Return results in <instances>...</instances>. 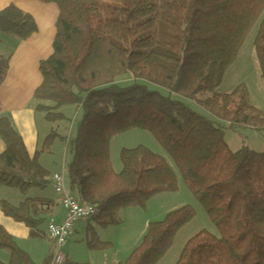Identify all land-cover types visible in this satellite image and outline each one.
Wrapping results in <instances>:
<instances>
[{"label": "trees", "instance_id": "16d2710c", "mask_svg": "<svg viewBox=\"0 0 264 264\" xmlns=\"http://www.w3.org/2000/svg\"><path fill=\"white\" fill-rule=\"evenodd\" d=\"M32 1L59 11L53 55L40 63L42 82L33 98L40 103L36 112L51 124L66 120L60 113L65 107L82 111L65 180L69 194L78 193L81 204L96 210L85 221L104 229L116 227L120 212L146 209L154 198L177 193L181 179L217 236L200 232L187 242L176 264H264V153L246 148L232 152L221 125L264 132V110L252 105L245 85L231 94L219 93L257 24L254 47L264 80V0ZM37 31L34 18L21 10L0 12L1 34L25 41ZM9 69L10 59L0 58V89ZM149 85L197 104L214 121L151 91ZM133 131L151 134L176 171L166 158L138 147L121 152L122 171L115 173L113 141ZM57 139L62 138L49 136L44 151ZM0 140L5 146L0 188L25 196L50 186L55 175L51 178L43 166L41 153H28L7 117H0ZM52 207L53 201L44 198L18 206L2 203L4 215L33 237L46 226L47 232ZM196 218L188 206L149 224L124 264H159ZM91 233V250L110 248ZM0 251L9 252L8 264H34L2 227ZM53 256L45 264H51Z\"/></svg>", "mask_w": 264, "mask_h": 264}, {"label": "rangeland", "instance_id": "374dc122", "mask_svg": "<svg viewBox=\"0 0 264 264\" xmlns=\"http://www.w3.org/2000/svg\"><path fill=\"white\" fill-rule=\"evenodd\" d=\"M29 1H31L30 3H33L35 7L32 8L30 6L31 4H26L28 7H25V11L30 12L35 17L38 24L37 33L25 41L15 36L0 33V55L11 58L12 67H14L13 75L16 76L19 74L20 69L21 71L28 70L29 76L26 83H30V81L34 79L32 82H37L36 84H39V87L42 82V76L39 70L40 63L48 60L53 55V44L56 33L55 26L59 11L54 5H46L39 1ZM262 17L264 18V13ZM258 29L259 24L249 33L236 63L228 70L219 93L231 94L240 85H245L250 93L252 105L259 110H264V80L261 76V70L254 47ZM27 50L31 52L29 57H27ZM35 59L38 61H35ZM27 85L28 84H26V86ZM127 85L129 84L124 83L123 86ZM149 88L151 91L159 92L165 97L170 96L166 91L156 86L149 85ZM18 94L17 96H21L22 100L15 102L13 99L12 102H7L6 110L8 112L17 105L35 108L40 105V103L30 95L31 93L22 92V88ZM170 97L174 101L184 103L193 112L214 121V118L206 111L202 110L197 104L174 95ZM4 98L6 99V97ZM44 105L48 107L54 106L52 103H46ZM60 113L66 117V120L53 124L46 122L45 115L39 113L35 120L37 134L33 133L35 129L32 128V133L25 135V139L31 156L41 153L40 158L43 166L47 168L48 165L54 163L52 167L47 169L51 173H53V169L57 170V172L60 175H64L66 179L67 170L73 157L71 142L76 136L77 127L83 115L82 111L76 107H65L60 110ZM221 125L225 127V141L232 152L237 153L246 148L257 153H264V132H255L248 129L231 130L225 123L222 122ZM53 134L60 136L62 139H57L50 150L44 151V141ZM38 135L40 136V141H37ZM138 147H145L154 154L166 158L171 167L176 171L177 168L174 166L169 156L151 134L142 131H133L121 135L113 141L111 162L115 173L119 174L122 171V164L120 161L121 152L123 150H134ZM63 166L65 167L64 169ZM11 191L20 199V202L18 201L19 203L17 204L23 203L27 199H36L40 197L52 199L55 196L52 188V180H50V186L47 189H32L25 196L17 190ZM73 197L79 201L78 193H74ZM188 206L196 211L197 218L179 233L174 247L159 263L176 264L187 242L200 232L207 231L217 236V231L211 224L205 211L195 197L189 193L181 179L180 189L177 193L165 194L154 198L147 204L146 209L135 208L120 212L117 215L119 224L116 227L104 229L88 221L79 222L74 236L72 234L73 239L71 241L73 249L82 250V252H74V256L78 260L76 264H80V262L84 261H94L96 258L100 264H113L118 260H121L122 264H124L128 260L127 258H129L127 254L130 251L127 252V248L130 247L135 249L141 244V240H143L140 239L141 235L143 236L142 238H144L149 224L161 222L168 214ZM88 225L94 228L99 242L110 244V248L102 251L90 249L88 241L93 239V233L88 234L86 232ZM37 236H39V234H37ZM21 246L24 250H28L29 248L26 243H21ZM86 254H88V256L82 259V256Z\"/></svg>", "mask_w": 264, "mask_h": 264}, {"label": "crops", "instance_id": "0c3cea01", "mask_svg": "<svg viewBox=\"0 0 264 264\" xmlns=\"http://www.w3.org/2000/svg\"><path fill=\"white\" fill-rule=\"evenodd\" d=\"M26 2H28V3H26ZM30 2L31 1H29V0H0V12H2L3 10H5L9 7H15V8L21 10L22 12L32 16L35 20V17L30 12L25 11V7H28L26 4H28V5L31 4L30 6L32 8L35 7V5L33 3H30ZM30 55H31V52L29 50H27V57H29ZM0 58L10 59V69H9V72L7 73L6 79H5L3 85L0 89V117H7L11 120L15 130L23 138V140L26 144L27 151L30 154L29 147H28L27 141L25 139V135H29V133H32L31 132L32 128L35 129V130H33V133L37 134L36 133L35 120H36V117L39 113L36 112L35 107H31V106L24 107L21 105H17V106H15V108H11L9 112L6 110V108H7V102L8 103L12 102L13 99L15 102H17L18 100H20V101L22 100L21 96H17V95H19L18 92L20 91L21 88H22V92L31 93L30 95L33 97L34 91L36 90V88L38 87L39 84H36L37 82L33 83L32 81L34 79L31 80L30 83H26V80L28 79V76H29L28 70L27 71H21V69H20L19 74H17L16 76L13 75L14 67H12L11 58H6V57L1 56V55H0ZM35 61H38V60L35 59ZM26 84H28V85L26 86ZM23 88H24V90H23ZM4 97H6V99ZM37 141H40L39 135L37 136ZM4 151H5V146L2 143V141L0 140V155ZM53 165H54V163H52V165H48L47 168L52 167ZM56 165H57V163H56ZM64 168L65 167L63 166V169ZM57 174H59L57 172V170L53 169V173H51V178ZM52 188H53V186H52ZM11 190L12 189L0 188V227H2L9 235H11L17 241L18 245L20 246V248L22 250H24V248L21 246V243H26L28 245V247H29L28 250H24V251L29 255V257L31 258V260L33 261L34 264H45L53 256V253H54V245L46 237V227L47 226L44 228L42 234H39V236H37V237L36 236L33 237L31 235V231L28 228H26L24 225L19 224V223L13 221L12 219L6 217L2 211V203L3 202H6L12 206H18L21 204V203L17 204L20 202V199H18V196L15 193H13V191H11ZM53 191H54V189H53ZM54 194H55V196L52 199L44 198V199H50L51 201H53V207L49 209V212L47 215L48 224L51 222H54L58 225H61L65 222L67 213L58 203V197H57L55 191H54ZM81 222H84V221H81ZM78 223L74 227L73 236L75 234L76 227H77ZM92 230L95 231L91 225H88L86 232L89 234L92 232ZM73 236L71 237L70 242H69L67 249H66V252H65L66 253V264H76L78 262V260L74 256V252H76V251L82 252V250H80V249H78V250L73 249V247L71 245V241L73 239ZM142 237L143 236L141 235L140 239H143ZM131 249H134V248H130V247L127 248L126 251L127 252L130 251L127 254V257H129V255L133 251ZM72 252H73V254H72ZM87 256H88V254L82 256V259H85ZM91 261L80 262V264H100V262L98 261L97 258L94 261H92V262ZM0 262L3 264H8L10 262V254L7 253L6 251H0ZM113 264H122V262H121V260H118V261H115Z\"/></svg>", "mask_w": 264, "mask_h": 264}, {"label": "built area", "instance_id": "2783aa9c", "mask_svg": "<svg viewBox=\"0 0 264 264\" xmlns=\"http://www.w3.org/2000/svg\"><path fill=\"white\" fill-rule=\"evenodd\" d=\"M53 189L58 197V203L66 211V220L58 225L51 222L48 225L46 237L55 245V253L51 264H66L65 249L69 244L76 223L93 218L96 215L94 207L81 204L67 191L63 175H55L52 179Z\"/></svg>", "mask_w": 264, "mask_h": 264}]
</instances>
